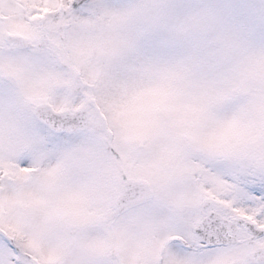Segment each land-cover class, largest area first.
<instances>
[{
  "label": "snow or ice",
  "instance_id": "obj_1",
  "mask_svg": "<svg viewBox=\"0 0 264 264\" xmlns=\"http://www.w3.org/2000/svg\"><path fill=\"white\" fill-rule=\"evenodd\" d=\"M0 264H264V0H0Z\"/></svg>",
  "mask_w": 264,
  "mask_h": 264
}]
</instances>
